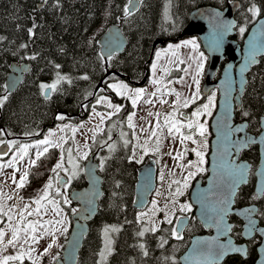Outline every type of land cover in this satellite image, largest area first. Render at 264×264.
Masks as SVG:
<instances>
[{"label": "trees", "instance_id": "trees-1", "mask_svg": "<svg viewBox=\"0 0 264 264\" xmlns=\"http://www.w3.org/2000/svg\"><path fill=\"white\" fill-rule=\"evenodd\" d=\"M232 1L235 0H140L139 8L126 14L128 0H0V132L3 133L0 140L8 145L12 142L9 152L0 156V160L7 159L20 145L42 139L57 125L79 124L87 119L91 109L107 110L105 106L95 104L100 96H107L112 103L122 105L105 120L102 131L89 144L88 155L98 153L103 195L97 214L88 223L77 264L97 263L102 245L101 229L109 224L119 225V229L105 264H174L187 248L190 238L205 233L193 217L180 236L174 234L171 223L162 222L152 231L140 222L138 211L132 205L139 166L132 159L133 133L128 119L134 106L128 99L117 96L108 84L117 80H124L133 87L142 80L148 83L156 41H178L195 8L214 6L223 9ZM237 1L240 3L235 14L238 26L232 38L241 44L247 29L263 13L264 0ZM40 4L42 7L38 8ZM253 6L257 10L255 14L249 11ZM118 22L127 45L121 53L113 54L105 61L98 38L110 25ZM163 43H157L155 50L163 47ZM22 62L29 63L30 69L18 87L8 93L7 75L14 63ZM223 64L221 61L215 79L220 76ZM181 72L171 70L169 76L179 77ZM48 85L55 87L50 88V94L46 96ZM245 112L248 115H244ZM263 112L264 55L247 74L241 106L235 110L234 120H246L247 130L256 134L260 131ZM66 135L61 153L73 145L70 132ZM57 154V148L51 147L29 167L27 181L20 188L22 197L32 199L35 196L51 173L50 166ZM241 158L251 164V172L248 183L238 190L235 205L257 204L256 216L264 225V194L258 199L254 192L253 172L259 160L257 146L250 145L241 153ZM85 183L82 170L70 190L83 187ZM63 206L71 219L77 205L70 202ZM230 222L232 236L235 241L242 242V222L233 215ZM144 228L147 230L143 231ZM141 231L143 236L139 235ZM259 241L256 235L247 241L246 258L233 255L222 264H253ZM52 262L42 257L38 264ZM20 264L33 263L24 258Z\"/></svg>", "mask_w": 264, "mask_h": 264}, {"label": "rangeland", "instance_id": "rangeland-1", "mask_svg": "<svg viewBox=\"0 0 264 264\" xmlns=\"http://www.w3.org/2000/svg\"><path fill=\"white\" fill-rule=\"evenodd\" d=\"M192 40H195V48L190 43L185 45V41ZM201 63L203 67L198 71V65ZM206 63L207 57L200 48L198 39L187 37L156 49L150 66V80L147 84L132 87L124 80H117L108 84L117 96L128 99L132 105L135 90H143L136 104L133 105L134 110L130 113L132 119L129 122L133 133L132 159L140 164L146 156L154 155L158 158V167L156 165L158 169L157 187L150 198L149 205L138 212L140 222L147 229L155 228L156 230L162 222H165L172 224L174 232L177 219L185 215L190 216V212L193 211V206L189 200V191L193 181L197 176L205 177L207 174V155L211 138L209 122L217 108V90L214 89L200 101L199 108L208 103L209 96L214 95L213 106L209 109L211 115L202 112L199 117L194 118L196 120L197 118L202 119V123L205 124L204 136L199 134L196 127L194 128L195 131L190 133V129L186 126L187 123L178 115L179 108L184 104L185 99L192 100V94L197 91L199 93L198 98L203 96L200 93V86ZM171 70H182V72L179 77H170ZM196 80L199 81L198 85L195 83ZM112 85L117 87L113 88ZM121 85L127 86L122 89L127 93L126 95L118 94ZM198 98L192 101H196ZM95 104L105 106L107 110L91 109L87 119L79 124L57 125L49 129L42 139L22 144L7 159L0 160V165H3L0 167V231L3 232V236H0V260L5 256H18L23 252V259L26 258L33 264H38L42 257L54 261L57 255L61 254L70 228V220L63 206V204H68L64 202L65 197L70 201L68 192L74 180L79 177L83 170L82 161L88 155L89 144L95 135L102 131L105 119L117 112L116 107L118 105L112 103L107 96H100ZM169 113L172 115L169 116ZM174 120L179 122L177 126L180 127V133L185 136L191 135L195 143L193 140H185L181 143V135L175 130L171 135L169 134L168 129ZM67 131L71 134L73 145L61 153V147L67 139ZM45 140L47 143H39ZM5 143L7 142L5 141ZM23 146H27V148L25 149ZM45 147L48 149L56 147L58 150L56 159L50 166L52 171L32 199L24 198L20 194L21 187H17V184L20 182L21 176L32 165L30 161L36 160L37 153L43 152ZM193 149L203 153V164H199V158ZM69 150L71 151L69 152ZM85 153H87L86 156ZM178 153L181 154L179 158H177ZM190 161L193 163L189 164ZM57 162H60L62 167L53 172ZM197 166L204 170L198 171ZM190 172L195 173V175L188 178ZM69 177H71L70 183L68 182ZM186 179L187 186L185 187ZM50 180L52 187L48 189L47 198L40 202V212L36 213L35 209L38 205L34 201L44 194V186ZM26 181L27 177L23 185ZM178 188L181 192L179 195L176 194ZM50 201H55L58 204L61 209L58 214L53 210L55 205ZM153 201H156L155 205H153ZM25 204L29 205L27 209L24 208ZM183 204L189 205V208L181 210ZM21 212H23V219H21ZM29 212L33 214L28 215ZM166 215L167 219H165ZM61 220L63 223H57ZM37 221L39 223L35 233L31 232L30 229L25 231L24 226L26 224ZM146 228L143 231L147 230ZM13 229L18 230V238L14 245H9L7 241L12 238ZM118 229L119 225L116 224H109L101 229L102 245L98 252L96 264L106 263L113 251L114 237ZM33 235L37 237L35 241L31 239ZM46 248L47 251H45ZM102 251L104 252L103 257L101 256ZM22 260H9L6 264H20Z\"/></svg>", "mask_w": 264, "mask_h": 264}, {"label": "water", "instance_id": "water-1", "mask_svg": "<svg viewBox=\"0 0 264 264\" xmlns=\"http://www.w3.org/2000/svg\"><path fill=\"white\" fill-rule=\"evenodd\" d=\"M140 5L131 8L135 12ZM239 1L230 2L225 8L202 6L190 12L188 22L183 29L180 39L195 36L199 39L203 51L207 55V65L201 85V94L208 95L214 88L218 91L217 108L210 120L211 139L210 151L207 155V174L197 177L189 191V200L193 206V217L199 222L205 233L195 234L185 251L179 256L175 264H222L233 255L242 258L247 256V241L257 235L260 239L256 247L257 258L253 264H264V225L259 223L256 216L257 204L244 206L235 205L238 190L249 181L251 164L241 158V153L250 145H256L259 152L258 165L253 174L255 177L254 192L260 199L264 194V112L260 117L259 133L247 130L246 120L235 122V110L241 106V97L247 82V74L251 67L258 63L264 55V10L248 28L242 44L232 36L236 33L238 22L235 18ZM42 4L38 6L41 8ZM158 40L153 44V53ZM102 58L106 61L113 54L121 53L127 45L121 23L110 25L98 38ZM165 44V43H163ZM221 61H225L220 76L214 79ZM30 69L29 63H14L6 78V91H14L23 79V75ZM119 77L123 78L122 75ZM145 80L140 82V86ZM50 87L45 95L49 96ZM240 128V131H236ZM233 142L242 147L237 149ZM0 152H9L7 143L0 145ZM236 165H245L243 182L230 196L232 182L238 179L234 169ZM85 185L73 188L69 192L70 201L77 204V209L71 216V228L65 240L61 254L52 264H77L79 251L88 233V223L97 214L99 200L103 195L102 176L99 173L97 152L91 153L83 164ZM157 167L153 157H147L137 169V180L133 197L135 210H144L156 189ZM227 214L220 209L225 207ZM237 217L242 222V242H236L232 236L230 216ZM190 217L181 216L175 223L178 235L182 234L189 225ZM237 249H240L237 251ZM225 254L221 257V252Z\"/></svg>", "mask_w": 264, "mask_h": 264}, {"label": "snow or ice", "instance_id": "snow-or-ice-1", "mask_svg": "<svg viewBox=\"0 0 264 264\" xmlns=\"http://www.w3.org/2000/svg\"><path fill=\"white\" fill-rule=\"evenodd\" d=\"M128 3H129V5H131V8H132V9H135V8L137 7L138 0H128ZM249 11H251V12H253V14H255V12H256L257 10H256L255 6H253L251 9H249ZM125 13H126V14H130V10H129L128 5L125 6ZM240 31L243 32L244 29L241 28ZM29 32H31V29H29ZM184 43H185V45H187V44L190 43V44L193 46V48L196 47L195 40H192V41H185ZM22 47H23V45H22ZM177 47H179V46H177ZM157 55H159V53H157ZM201 55H202V54H201ZM153 67H155V65H153ZM202 67H203V64H202V63L199 64V65H198V71H199V69H201ZM181 79H183V78H181ZM195 83L198 85V84H199V81L196 80ZM41 87L43 88V87H45V85H41ZM47 87L52 88V87H55V85H48ZM111 87L116 88L117 86H116V85H112ZM126 87H127L126 85H121V86H120V89H121V90H118V94H120V95H126L127 93L124 92V91H122V89H124V88H126ZM142 91H143V90H141V89H137V90H135V98L132 99V103H133V105L136 104L137 99L139 98V96H140V94H141ZM153 95H155V93H153ZM198 95H199L198 91L195 92V93H193V94H192V100H195L196 98H198ZM214 98H215L214 95H213V96H209V97H208V103L203 104V105L201 106V108L196 109V111H194V112L192 113V117H193V118L199 117V116L201 115L202 112L207 113L208 115H211V112L209 111V109L213 106ZM4 99H7V97H4ZM192 100L185 99V100H184V104H183V106H184V107H187L188 104L192 102ZM162 102H163V101H162ZM98 103H99V101H98ZM116 110L119 111V106L116 107ZM150 115H151V113H150ZM168 115L171 116L172 113H169ZM244 115H248V113L245 112ZM58 118L63 119V117H58ZM128 119H129V121H131L132 116L130 115ZM166 123H167V119H166ZM178 123H179L178 121H175V120H174L173 123H172V126L169 127L168 131H169V134H170V135L173 133V130H175V132H177V133H180V127L177 126ZM194 125H195V127H196V130L199 132V134H200L201 136H204V134H205V132H206L205 124L200 123V122H199L198 120H196V119H190L186 126H187V128L192 129ZM130 126H131V124H130ZM240 130H241L240 128H236V131H240ZM2 134H3V133L0 132V135H2ZM153 134H155V133H153ZM180 135H181V143H183L185 140H193V137H192L191 135L185 136V135H183V133H180ZM262 138H264V137H262ZM193 142L195 143L194 140H193ZM4 143H5L4 140H0V144H4ZM8 143H9V146H10L12 142H8ZM39 143H41V144L47 143V140H45V141H40ZM205 146H206V145H205ZM233 146L236 147L237 149H239V147H242L243 145H241V144L238 143V142H233ZM23 147H24L25 149L27 148V146H23ZM109 147L111 148L112 146L110 145ZM47 151H48V148L45 147L44 150H43V152H38V153H37V158H39L40 156H42V155H43L44 153H46ZM70 151H71V150H69V152H70ZM193 151H195L197 157L199 158V164H203V153H202L201 151L196 150V149H193ZM3 155H7V153H6V152H0V156H3ZM84 155L86 156L87 153H85ZM180 155H181V154L178 153L177 158H179ZM30 163H31L32 165H35V164H36V160H32V161H30ZM102 163H103V161H102ZM192 163H193V162H191V161L189 162V164H192ZM2 166H3V165H0V167H2ZM9 166H10V165H9ZM101 166H102V164H101ZM193 166H196V165H193ZM61 167H62V164H61L60 162H57V164H56V165L54 166V168H53V172H56V170H57V169H60ZM245 168H246L245 165H236V166H235L234 171H235L236 175L238 176V179H237V180H234V181L232 182V185H231V188H230V193H229L230 196L235 194V189H236V187H238L239 183L243 182V175H244V169H245ZM197 170H198V171H203L204 169H203V168H199V167L197 166ZM27 175H28V173L25 172V173L21 176V178H20V182L17 184V187H23V182H24L25 178L27 177ZM192 175H195V173L190 172L188 178H190ZM70 180H71V177H69V181H68L69 183H70ZM60 182L63 183V181H60ZM184 186H185V187L187 186V179L185 180V184H184ZM51 187H52V184H51V180H50L49 183L45 184V186H44V194H43L42 196H40L39 199H37L36 201H34V203H36V204L38 205V207L35 209V212H36V213H39V212H40V207H39V206H40V202H41L42 200H45V199L47 198V195H48V189L51 188ZM176 194H177V195L181 194L179 188L177 189V193H176ZM64 202H65V203H70V201L67 199V197H65ZM50 203H52L53 205H55V207H54L53 210L58 214V213L61 211V209L59 208L58 204H56L55 201H50ZM152 203H153V205H155V204H156V201H153ZM223 203L225 204V207H222V208L220 209V212H221L222 214H225V215H226V214H227V201H224ZM28 207H29L28 204H25V205H24V208H25V209H27ZM188 208H189V205H187V204H183V205H181V210H186V209H188ZM72 211L75 212L76 209H73ZM32 214H33L32 212H29V213H28V215H32ZM23 218H24V217H23V212H21V219H23ZM165 219H167V215L165 216ZM169 222H170V221H169ZM38 223H39V221H37V222H35V223L29 222L28 224H26V225L24 226L25 231H27V230L30 229L31 232L35 233V232L37 231V224H38ZM47 223H51V222H47ZM57 223H63V221H62V220H61V221H57ZM65 231H66V229H65ZM152 231H155V228H153ZM174 234H176L175 231H174ZM139 235H140V236H143V235H144V232L141 231V232L139 233ZM0 236H3V232H2V231H0ZM17 238H18V230H17V229H13V231H12V238L9 239V240L7 241V243H8L9 245H14V242L17 240ZM31 239H32L33 241H35V240L37 239V237H36L35 235H33V236L31 237ZM109 243H110V242H109ZM49 247H51V245H49ZM141 247H143V245H141ZM109 250H110V249H109ZM239 250H240V249H237V251H239ZM45 251H47V248L45 249ZM224 254H225V252L222 251L219 255L222 257ZM103 255H104V252L102 251V252H101V256L103 257ZM23 256H24V253H23V252H21V254L18 255V256H5V257H3L2 260H0V264H6V262L9 261V260H22V259H23Z\"/></svg>", "mask_w": 264, "mask_h": 264}, {"label": "flooded vegetation", "instance_id": "flooded-vegetation-1", "mask_svg": "<svg viewBox=\"0 0 264 264\" xmlns=\"http://www.w3.org/2000/svg\"><path fill=\"white\" fill-rule=\"evenodd\" d=\"M202 98L203 97H201V98H198L196 101H192L190 104H188V106L187 107H184L183 105L179 108V111H178V115L186 122V123H188L189 122V120L190 119H194L193 117H192V113L194 112V111H196V109H198L199 107H200V101L202 100ZM163 108H165V106H163ZM110 117V116H109ZM107 119V118H106ZM105 119V120H106ZM197 120L200 122V123H202L203 121H202V119L200 120L199 118H197ZM104 123H105V121H104ZM103 127H104V124H103ZM194 128H195V125L193 126V128L192 129H190L189 131H190V133H193L195 130H194ZM103 129V128H102ZM154 158H155V160H156V165H157V167H158V158H156L154 155H152ZM147 157H149V156H146L145 158H144V161H145V159L147 158ZM143 161V162H144ZM143 162H142V164H143ZM61 185V184H60Z\"/></svg>", "mask_w": 264, "mask_h": 264}]
</instances>
